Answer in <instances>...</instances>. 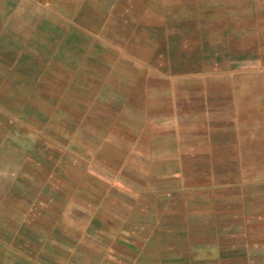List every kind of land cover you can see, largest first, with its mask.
Wrapping results in <instances>:
<instances>
[{
	"label": "rangeland",
	"instance_id": "1",
	"mask_svg": "<svg viewBox=\"0 0 264 264\" xmlns=\"http://www.w3.org/2000/svg\"><path fill=\"white\" fill-rule=\"evenodd\" d=\"M0 7V110L17 122L0 120V237L20 264L123 255L179 207L215 232L223 213L222 239L264 264V0ZM35 111L64 130L23 128Z\"/></svg>",
	"mask_w": 264,
	"mask_h": 264
},
{
	"label": "crops",
	"instance_id": "2",
	"mask_svg": "<svg viewBox=\"0 0 264 264\" xmlns=\"http://www.w3.org/2000/svg\"><path fill=\"white\" fill-rule=\"evenodd\" d=\"M1 31L0 56L4 54L6 47V37L4 32L2 33ZM3 70L4 64H0V73ZM38 80L31 77L29 80L27 79L30 83L28 85L37 86ZM5 106L11 107V102L7 101ZM17 114L19 116L18 120L21 124H24L22 125L23 128L30 129L35 133L41 129L52 132L64 130V119L56 113L35 111ZM0 120L2 122H8V125L13 123L12 117L3 110H0ZM13 124L14 127L17 126V122ZM248 126L247 124L246 127ZM41 207L39 215H45L47 220L50 216H47V211L43 212L44 206L42 205ZM205 212L206 210L204 209L179 207L172 210L171 213H163L165 217L160 219L158 233L154 239L152 235L146 234V240L142 241V243L140 242L139 245L130 246L125 243L123 246L126 251L123 255L118 256L111 251L105 254L94 253L90 256L84 255L78 259L76 258L73 264H245V245L242 243L238 246L233 242L230 245L228 240L222 239L221 237V233L225 232L222 227L226 222L223 218V213H219L221 224L215 232L212 223L207 224L208 220H213L212 213H209L211 214L209 215L211 216L210 218H198V216H203ZM214 216L216 217V214ZM238 217H241V215L238 214ZM86 221L88 220L84 222L87 223ZM94 221L91 220V222ZM0 241H3L0 243V260L2 264L4 259L9 260L13 264H20V254L14 256V254L10 253L6 247L8 245L7 240L3 237H0ZM42 264L52 263L45 259Z\"/></svg>",
	"mask_w": 264,
	"mask_h": 264
}]
</instances>
